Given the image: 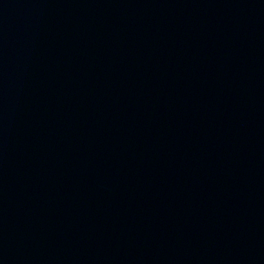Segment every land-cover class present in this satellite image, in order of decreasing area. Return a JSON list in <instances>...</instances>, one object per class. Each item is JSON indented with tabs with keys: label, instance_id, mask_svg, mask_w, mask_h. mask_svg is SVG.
I'll return each instance as SVG.
<instances>
[{
	"label": "water",
	"instance_id": "obj_1",
	"mask_svg": "<svg viewBox=\"0 0 264 264\" xmlns=\"http://www.w3.org/2000/svg\"><path fill=\"white\" fill-rule=\"evenodd\" d=\"M0 264H264V0H0Z\"/></svg>",
	"mask_w": 264,
	"mask_h": 264
}]
</instances>
